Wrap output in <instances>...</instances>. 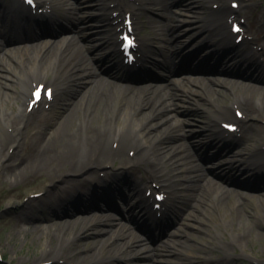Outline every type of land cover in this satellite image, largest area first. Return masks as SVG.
<instances>
[{
  "label": "bare ground",
  "instance_id": "6f19581e",
  "mask_svg": "<svg viewBox=\"0 0 264 264\" xmlns=\"http://www.w3.org/2000/svg\"><path fill=\"white\" fill-rule=\"evenodd\" d=\"M38 1L45 5V7L43 5L44 8L50 5L55 10V13L63 4H70L66 3L65 0ZM172 1L179 0H141L143 9L153 5L157 10L168 8L172 5ZM189 1L191 5H196L198 13L203 14L205 6L211 0ZM83 2L75 1V3H72L74 6L72 5L71 9L75 10V15L78 12V15L74 17L75 20L70 18L68 19L69 21L61 19V24L64 25L67 32L74 31V36L68 37V35H64L51 40L52 36L57 33L59 25V23H55L49 33L50 35H48V39H45L42 43L39 42L32 48L26 46L18 48L14 54L8 53L6 56L10 60L8 61L9 65L0 59V85L7 89L5 92L0 90L2 99L0 125L6 127L10 124L15 127V133L6 134L0 140V169L3 168L1 176L4 175L5 170L10 168L12 183L18 184L24 178L23 172H26V170L32 169L33 174L45 172L47 179L44 181L49 183V186L45 188L47 197L55 195L57 191H63L76 204L77 200L82 199L87 193H92V190H100L99 195L109 201L107 209L92 203L84 209L75 207L73 213L68 211L65 213V218H63L65 221H62V219L54 222L52 227L48 229L43 227L33 229V232L39 233V241L46 238L47 251L45 252V258H48V260L36 261L35 264L47 261L58 263L60 260L72 258H75L77 264H94V262L99 260H101L99 262L101 263L110 259L115 249H120V244H123L125 248V251H122L123 253H131L133 256L138 257L136 246L142 245L143 238L135 234L127 225H118L110 218L105 219L108 212L113 209L112 204H110V194L118 198H127L122 191L121 185L116 184V179L122 173L130 176L132 183L128 182V184L138 189L142 185L147 186L152 178L161 174L160 176L162 180H165V184H170L172 190H175L172 193L175 204L182 199L179 196V189L184 185H188L189 199L191 197L194 200L196 210L202 213H209L215 206L210 199L208 200L209 194L217 198L219 207H216L220 209L230 203V199L237 200L238 197L242 198V195L235 190L236 187L249 189L257 185L255 188L260 186L264 188V182L260 180L261 176L251 170L249 172L246 170V164L252 162V166L256 165V169L264 172V166H262V163L264 164V153L262 152L264 151L261 150L262 146H264V126L261 124L263 127H259L262 119L264 122V89H253L247 85H243L245 87L239 86L236 80L233 81L232 78L240 76V66H247L248 69L255 67L259 71L264 70L263 65L254 59L260 53L254 52L249 48L241 50L234 43L233 35L227 25L221 22V14L219 12L211 10L208 11L206 17L199 16L201 19L198 17L189 21L186 19H174L173 15L165 14L163 15L165 18L164 29L159 28L155 38L143 37L142 39L143 43L153 42L155 39L160 44L164 42L169 45V47L162 46L161 55L163 58L156 63L157 66H161L164 71L173 74V68L176 66H174V61L187 53V49L182 45L184 31L181 30H186L190 28V25L201 24L202 21H205V24H218L215 29V38H218L221 47L213 55L212 60L219 55L223 63L214 61L212 64V66H215L214 72L219 75H226L229 79L222 80V84H220L221 90H219L212 87L215 83L210 81L208 77L195 76L193 80H188L187 83H184L182 93H177V91L171 92V94L162 93L159 89L148 85V82H151V78L148 76L144 77L143 81H140L139 77H133L127 73L120 74L117 69L123 54L117 50L115 38L102 34L89 24L90 20L96 18L95 15H80L84 9L100 8L99 10L102 13L99 16L107 17L106 21L112 24L119 18L111 17L114 11L130 9L134 5L130 4V2L125 3L123 0L113 2L107 0H84ZM114 2L119 3L116 10L110 8L111 3ZM22 5L23 3L19 0H0L1 17L11 25V29L7 34H4L7 45L11 43L20 44L24 40H34L36 36L32 34L36 30L41 31L42 19L49 18L44 15L35 16L28 8L22 10ZM222 8L224 14L232 11L227 6ZM138 17V20H140L141 15H138ZM18 24H22V28L18 29L16 27ZM120 25L121 23L117 27ZM92 40L100 42V50L92 52ZM148 60L149 53L145 51V56L141 61L145 64ZM51 62L54 64V69L49 71ZM236 62L238 64L235 65ZM240 62L241 65L238 67ZM15 66L24 69L16 86L21 87L25 101H29L28 99L32 96L36 83L38 84L44 79L51 78V83L63 95L64 112L60 116L54 120V117L50 114L33 121L34 116L29 115L27 110L19 119L9 111V102L15 93H10L13 85H8V80L11 77L7 72L14 71ZM95 68L99 69L100 73L96 72ZM174 75L182 74L174 73L172 76ZM98 76L99 78L96 79ZM114 79L119 80L120 83H115ZM154 79L158 80L162 79V77L156 76ZM248 79L250 77H247ZM125 82H142L144 85H128ZM194 87L203 88L209 93L213 107H216L215 112H210L214 118L210 125L205 127L207 132L203 134L204 137L212 138L213 142L217 141L218 144L238 141L236 137L226 136V132L221 129L219 124L229 117L239 121L233 115V112L222 104L224 100L231 96L236 100V105L247 110V119L252 120L251 124L242 126L247 138L251 141L255 139V144L256 142H261V144L254 145L253 151L248 156H245L242 151H235L227 163L229 167H213L211 165L202 167L200 164H195L197 160L189 161L193 157L183 149H181L183 154H180V156L177 152L170 153L164 146L163 135L149 119L156 118L161 113H176L186 110L189 113V102L193 98L200 97L198 89L194 90ZM225 90L232 94L227 96ZM24 98L15 95V103H18L19 100L22 102ZM258 122L260 123L258 124ZM50 123H53V133H49L50 131L46 127ZM147 128L148 131H146ZM174 130L181 134L183 129L176 127ZM151 131L155 134H150ZM24 140L26 141L27 152L20 157V163L17 165L6 163L7 158L12 160L16 156ZM110 141L114 142V144L119 143L118 149L112 148ZM158 143L160 144L159 146H157ZM129 149L137 151L136 159L128 156ZM202 149L200 144L197 143L196 150L200 155L204 154ZM12 150L13 152H11ZM30 156H47L51 159L50 162H53V158L57 160L62 158V164L48 163L43 166H31L27 163ZM207 158L209 162L212 159L214 160V157ZM168 159L170 162L167 161ZM199 160L205 162L202 159ZM240 162L244 164L241 169L238 164L234 167L235 163ZM107 165H111V169L105 167ZM185 165H188L189 168L182 172V167ZM104 168L105 171H103L106 172V175L102 178L97 174V171H101ZM235 174L238 175L237 178L233 177ZM208 175L213 179L207 178ZM242 177L244 180L240 179ZM222 183L228 188L225 189L221 185ZM167 188L169 189V187ZM254 199L264 205V200L260 197ZM258 206L256 205L253 210V215L262 218L264 209ZM25 207L24 215L19 220L23 222L33 219L39 220L34 215L33 207ZM243 210H245L243 206L237 203L235 206L237 214L241 215ZM144 211V209L141 210V212ZM153 213L147 211L145 216ZM3 221L11 223L12 219ZM153 226L162 227L163 222L159 221V223H154ZM51 230H54L55 234L50 235ZM142 230V233L145 234L149 232L148 227L145 225ZM29 231L27 230L26 234ZM219 234L220 232L218 231V236ZM243 236H239L238 243L241 247L244 246L241 242ZM107 237L110 240L111 238L119 240H115L111 249L104 251L105 255L102 252L100 254L98 252L100 242L106 240ZM211 240L213 241V239ZM83 242H89L91 246L82 247L81 243ZM208 245L210 243L207 246L205 245L206 247H203L202 250H208ZM223 246L225 247V245ZM181 252L186 253L187 256L181 255ZM191 255L193 254L190 248H187L186 251H170L166 253V257H175L178 262H181L183 257H190ZM192 260L188 258L186 261Z\"/></svg>",
  "mask_w": 264,
  "mask_h": 264
},
{
  "label": "rangeland",
  "instance_id": "374dc122",
  "mask_svg": "<svg viewBox=\"0 0 264 264\" xmlns=\"http://www.w3.org/2000/svg\"><path fill=\"white\" fill-rule=\"evenodd\" d=\"M253 2L256 5L254 4V7L247 6L249 7V9H251L248 10L247 16H257L260 20V23H262L264 21V0H254ZM206 8H208V5L205 6V12L203 14H200L197 12L196 5H191L189 0L172 1L171 6L161 10H157L153 5H150L148 13L143 16L142 23H140L142 36H145L147 38H155L158 29H164L163 23H165V18L163 17V15L165 14L173 15L174 19H186L187 21H189L192 19H197L199 16H207L208 12ZM92 12L96 13L97 11L85 10L84 12L80 13V15H89L92 14ZM59 13L60 16H62V18L66 21H69V18L71 20H75V18L72 17L74 15L71 14V11L66 6H63L59 10ZM199 19L201 18L199 17ZM95 23L101 24L102 21L99 18L95 20L94 24ZM101 28L105 29L106 27ZM205 28L206 24L202 21L201 24H193L190 25V28L181 30L184 31L182 36L184 38L182 40V45L187 49V53L176 60V72L179 71L178 73L183 74L184 77L177 76L176 78H172L170 73L163 71V68L161 66L156 65L151 69L154 70L153 72H156L157 75L161 76L163 80L149 84L153 85L155 89H159L162 93L171 94V92L175 91V86H177V84L182 85L185 80L189 78H185L188 74L185 71V68L189 64H192L195 67V70L193 72L194 76L192 75L190 77V81L193 80L195 76H206L210 81L212 80V82L216 83V85L212 84V87L214 89L221 90L219 84H221L222 80L227 79L228 77H222L216 72L207 70L206 66L213 64L214 61H218L220 63H223V61L218 56L215 57L214 60H212V58L211 60H207V62H203L204 57L207 55L209 46L202 42V39L205 35L203 30ZM254 28L257 30L256 23H254ZM5 30L6 27L0 23V31L5 32ZM48 35L50 34L45 33L43 38H46ZM64 35H68V37L74 36V31L67 32L66 28L62 24L57 27V33L52 36L51 40ZM153 41L155 48L153 50L155 51L154 57L156 58L157 62H159L163 58L161 55L162 46L169 47V45L164 42L160 44L155 39ZM211 41H213L212 37L208 38L207 42L209 43ZM1 45H4V39L0 36V47L2 49V51L0 52V59L1 61H5V64L9 65L8 61L10 60L7 58L6 54L14 53L16 47H2ZM197 65L199 67H197ZM53 69L54 64L53 62H51L49 64L48 70L51 71ZM23 70L24 69L20 68L19 66H15L14 71L10 73L7 72V74L12 79L8 80V85L14 86H12V88L10 89V93H15L9 102L10 106H8V109L14 116L15 114H18L21 109H24V103L22 104L20 100L18 101V103H15V95H17V97H22V89L21 87L16 86V84L19 83L20 74L23 73ZM94 70L98 72V69L95 68ZM174 79L177 82L175 84L172 83ZM235 80L241 83L243 81L242 79L237 78ZM178 87L182 88L183 86ZM197 89L199 91L200 97L193 98V100L189 102V113L187 112V110L176 113H161L160 115H158V117L150 118L149 120L155 127H158V131H160V133L163 135L162 138L165 143L164 146H166L170 153L177 152L180 156V154H183L181 150L183 149L193 157L189 161L197 160L195 164H200L202 167L206 165L218 167V165L221 164L223 160L218 159V157H214V155L216 154V149L212 147V143L209 144V138L207 136H203V127L209 124L212 118L210 112L214 111L215 108H213V105L210 101L211 98L204 95V89L200 87H194V90ZM0 90L5 92L7 89L6 87H1L0 85ZM222 90L224 91V89ZM228 95L231 94L227 93V96ZM1 102L2 99L0 97V109L2 106ZM234 102L235 99L229 96L227 100H224V102H222V104L227 107H232V104H234ZM62 103H64V101L60 98L56 111L54 113V120L64 112ZM177 115L178 117H176ZM259 123L260 122H258V124ZM261 124L264 126L263 119L261 120L259 127H263ZM176 127H180L181 129H183L181 134L174 130V128ZM52 130H54L53 124L49 130V133H53ZM146 131H148V128L146 129ZM8 132L14 133L15 127L10 124H8L6 127L0 125V140L2 136H5V134H7ZM150 134L153 135L155 133L151 131ZM191 135H193V137H191ZM25 142V140L22 142V145L21 147H19L16 156L9 162V164L17 165L20 163V157L22 155L24 156V153L27 152V146L25 145ZM197 143H199L203 148V155H200V153L197 152ZM111 144L112 143L110 141V146ZM260 144L261 142H256L255 144L254 139V141H246L244 144H240L234 149H238V151H242L243 153H245V156H248L249 153H251L254 145L257 146ZM159 145L160 144L158 143L157 146ZM128 155L131 157L130 151H128ZM207 157H214V160L212 159L209 162ZM199 159H202L205 162H202ZM50 161L51 159L47 156H30L27 163L31 166H43L47 165L48 163L59 165L62 164V158H59L58 160L53 158V162ZM167 161H169V159ZM243 165L244 164L239 166V168L241 169ZM251 166H249V163L247 164L246 170L248 172ZM187 168H189V166L185 165L182 167L183 170L181 171L184 172L187 170ZM257 172L260 174L259 171ZM236 176L237 175L235 174V176L233 177ZM23 177L24 178L20 183H12L11 169L8 168L7 170H5V173L2 176L0 182V253L3 254L4 260L2 264H35L36 261L47 260L45 258V252L47 251V244L45 242L46 238H44L42 241H39V233L33 232V229L37 227L50 228L47 226H50L51 222L53 221H47L45 220V217L49 216V214H47L49 213L47 211V208L52 203V200L47 197L44 202L35 206L34 215L41 220L34 219L31 221L23 222L19 220V218L24 215V205L28 206V204H32V201L24 202L26 201L24 200V198L32 193H39L43 191L45 187L49 186V183L44 181L47 179L45 172L33 174L32 169H30L26 170V172H23ZM207 178L210 179L212 177L208 175ZM124 181H127L126 176L122 177V182ZM122 190L123 192L128 194L129 199L135 198L136 195H139V192H136V190H132L130 192V190H126V188L124 187L122 188ZM235 190L242 194V198L238 197L237 200L230 199V203L224 206V208L220 209L217 208L219 207L217 198H215L212 194H209L208 200L210 199L212 204L215 205L209 213H202L200 211H197L196 203L194 202V200L191 199V197L190 199L188 198L190 201H187V206H184L183 210L175 216V218L171 221L169 226L165 229L160 237V233L156 230L149 231L147 234H145L142 233V230H136L132 224L127 222L128 220L124 222L123 220H118L119 217H123V215L130 217L132 214L128 215L125 211L116 213V210H114L115 212L113 211L112 213L105 216V219L110 218L118 225L120 223L127 224V226L135 234L143 238L142 245L136 246V249L138 250L137 257L133 256L131 253H123L122 251H125V248L123 244H120V249H115L110 259L106 260L107 262L103 264H191L190 261H186L188 260V258L190 260L194 259L192 262H194L195 264H206L205 260H214V258L219 260L215 261V263L212 264H227V262H229V264H249V262H247L245 259L240 258V255L243 252L251 257L257 258L259 260H264V211L262 214V218H258L253 215V210L255 209L256 205H259V208L264 209V205H261L257 199H254L256 197H260L264 200V189L259 191L256 190V188H236ZM181 194H183V196H188L189 192H187V190H183ZM251 194L253 195L251 196ZM111 196L112 202L114 204H117L119 199L114 197L113 194H111ZM237 203L238 205H242L245 209L241 212V215H238L235 211V206ZM80 204L81 207L86 205L85 202H82ZM99 205L103 208L105 207L104 204L100 203ZM5 219H12V222H4L3 220ZM48 219H51V216H49ZM27 230L30 231L26 234ZM218 231L220 232L219 236ZM53 234H55V231L51 230L50 235ZM229 234H231V236ZM232 235L234 237H237L238 242L239 236L244 235L241 239V242L244 245L243 248L237 245L238 242H236L235 239H232ZM211 239H213V241ZM106 240L100 242V245L98 247V252H100V254H105L104 251L107 249H111L113 247V244L115 243V240L118 241L119 239L117 240L111 238L110 240V238L107 237ZM209 243V249L202 250V248L206 247ZM222 243H230L231 249L229 251L233 256H235L236 259L232 257L231 259L224 258V248L221 246ZM81 245L82 247H90L91 243L83 242L81 243ZM187 248H190L192 250L193 255H191L190 257H183V260L181 262H178L175 257H166V253L170 251H186ZM181 255L187 256V254L183 252H181ZM101 256L103 257V255ZM119 256L123 257V260H119V258H121ZM69 261H71L72 263L77 262L75 258L69 259Z\"/></svg>",
  "mask_w": 264,
  "mask_h": 264
},
{
  "label": "snow or ice",
  "instance_id": "6c2138e0",
  "mask_svg": "<svg viewBox=\"0 0 264 264\" xmlns=\"http://www.w3.org/2000/svg\"><path fill=\"white\" fill-rule=\"evenodd\" d=\"M29 2H30V3H33V2H34V0H29Z\"/></svg>",
  "mask_w": 264,
  "mask_h": 264
}]
</instances>
